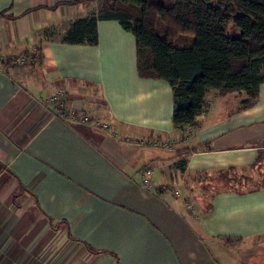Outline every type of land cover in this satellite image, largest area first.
<instances>
[{
    "label": "crops",
    "instance_id": "1",
    "mask_svg": "<svg viewBox=\"0 0 264 264\" xmlns=\"http://www.w3.org/2000/svg\"><path fill=\"white\" fill-rule=\"evenodd\" d=\"M101 7L0 0V264H244L264 184L210 193L200 176L264 174V82L248 108L243 91H211L198 125L175 129L171 85L139 75L118 21L98 23L95 46L61 42ZM61 89L66 110L108 129L60 118Z\"/></svg>",
    "mask_w": 264,
    "mask_h": 264
},
{
    "label": "trees",
    "instance_id": "2",
    "mask_svg": "<svg viewBox=\"0 0 264 264\" xmlns=\"http://www.w3.org/2000/svg\"><path fill=\"white\" fill-rule=\"evenodd\" d=\"M99 1V12L74 21L61 42L95 46L98 23L118 21L136 38L139 75L171 85L175 129L198 125L211 91H243L245 108L256 103L264 82V0ZM243 179L214 181L216 189L264 184Z\"/></svg>",
    "mask_w": 264,
    "mask_h": 264
},
{
    "label": "built area",
    "instance_id": "3",
    "mask_svg": "<svg viewBox=\"0 0 264 264\" xmlns=\"http://www.w3.org/2000/svg\"><path fill=\"white\" fill-rule=\"evenodd\" d=\"M25 61V60H23ZM66 98L65 90L61 89L59 91L54 92L52 95L49 96L48 102L55 106L57 109V114L60 118L68 119L71 122L78 123V124H96L100 126V128L107 130V124H101L100 122L92 119L90 116L87 115H78L77 113L66 110L64 107V102ZM165 147H169L167 144L164 145ZM153 173L154 169L153 166H147L142 171V185L146 189H152L154 186L153 184ZM158 190L165 189V186H158ZM176 196H179V192L175 191L174 193Z\"/></svg>",
    "mask_w": 264,
    "mask_h": 264
},
{
    "label": "rangeland",
    "instance_id": "4",
    "mask_svg": "<svg viewBox=\"0 0 264 264\" xmlns=\"http://www.w3.org/2000/svg\"><path fill=\"white\" fill-rule=\"evenodd\" d=\"M264 170V169H263ZM227 172V171H226ZM229 172V171H228ZM227 174H221L220 173H216L212 176V180H207L206 178L200 176L201 178V182L204 185H207V187H210V189L206 192H213L216 188H218L217 183L214 181V179L220 180V182H224V183H229L230 181H232V178L235 177V175L233 173H228ZM250 172V171H249ZM251 173V172H250ZM248 173V171H245V174H250ZM264 182V174L261 175H256L255 178L252 179V181H250V185L249 186H255L256 184H260ZM201 190V189H200ZM206 199L208 200L209 197H206ZM237 247L240 246L241 249L243 250V255L242 257L244 258V264H264V260L259 258L260 254H264V235L259 237L255 242L252 243H247L245 245L243 244H239L236 245Z\"/></svg>",
    "mask_w": 264,
    "mask_h": 264
}]
</instances>
